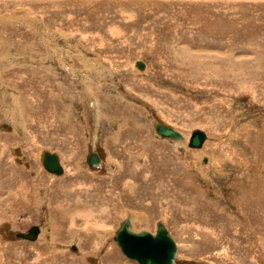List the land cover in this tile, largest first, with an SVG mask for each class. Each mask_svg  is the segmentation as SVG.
Masks as SVG:
<instances>
[{
    "label": "rangeland",
    "instance_id": "obj_1",
    "mask_svg": "<svg viewBox=\"0 0 264 264\" xmlns=\"http://www.w3.org/2000/svg\"><path fill=\"white\" fill-rule=\"evenodd\" d=\"M127 218L173 264H264V0H0V264H137Z\"/></svg>",
    "mask_w": 264,
    "mask_h": 264
},
{
    "label": "water",
    "instance_id": "obj_2",
    "mask_svg": "<svg viewBox=\"0 0 264 264\" xmlns=\"http://www.w3.org/2000/svg\"><path fill=\"white\" fill-rule=\"evenodd\" d=\"M134 67L140 70L143 64L137 61L134 63ZM153 129L159 136L172 140L180 138L178 133L162 126L158 122L154 124ZM204 139L205 135L203 132L192 131L187 140V146L189 148H198ZM41 161L45 170L51 173H59V166L54 154L44 153ZM86 161L93 167L97 163V156L94 153H90ZM154 226L153 235L143 231L135 234L128 230L127 222L121 221L113 233L112 240L123 257L135 261L137 264H173L175 258L173 240L160 222H156ZM36 235V228H30L25 233L16 234V237L31 242L35 240ZM144 243L146 246L143 245ZM139 244H141V248H139Z\"/></svg>",
    "mask_w": 264,
    "mask_h": 264
},
{
    "label": "bare ground",
    "instance_id": "obj_3",
    "mask_svg": "<svg viewBox=\"0 0 264 264\" xmlns=\"http://www.w3.org/2000/svg\"><path fill=\"white\" fill-rule=\"evenodd\" d=\"M76 50V49H75ZM143 63V62H142ZM144 67V68H143ZM143 67H142V69L141 70H138V69H136L137 71H138V73L139 74H142V73H144V72H146V70H147V67H146V65H145V63H143ZM156 123V122H155ZM154 123V124H155ZM162 125V124H161ZM162 126H164V125H162ZM166 127V126H165ZM168 128V127H167ZM169 129H171V128H169ZM171 130H173L174 132H176V133H178L179 135H180V138L178 139V140H172V139H169L168 138V140L170 141V142H172V143H177V144H179V143H181L182 145H184V146H187V141H186V139L183 137V135L179 132V131H177V130H174V129H171ZM196 131H198V130H196ZM203 134L205 135V139H204V141L202 142V144L200 145V147H198V148H189L188 146H187V148H189V149H193V150H197V149H200L203 145H204V143L206 142V140H207V135L203 132ZM160 137H162V136H160ZM162 138H165V137H162ZM180 141H182V142H180ZM45 153H49V152H45ZM91 153H93V152H91ZM44 154V153H43ZM42 154V155H43ZM49 154H51V153H49ZM55 156H56V160H57V163H58V166H59V173H57V174H60L61 173V167H60V164H59V162H60V160H59V157H58V155H56V154H54ZM42 157V156H41ZM215 158H218V156H215L214 155V158L212 157V159H214L215 160ZM202 159L203 158H201L200 159V161H202ZM204 160V159H203ZM222 161V160H221ZM100 163V160H99V158L97 157V163L95 164V166H93V167H97V165ZM90 166V165H89ZM214 168V167H213ZM217 169V168H216ZM47 171V170H46ZM47 172H49V173H51L50 171H47ZM53 174H56V173H53ZM203 177V176H202ZM82 215V214H81ZM84 217V216H83ZM84 219V218H83ZM125 222H127L128 223V230L130 231V232H133V233H138V232H134L133 230H132V220L130 221V219H126V220H124ZM162 224V226L165 228V226L163 225V223H161ZM33 228H36V230H37V235H36V237H35V240L38 238V236L40 235V233L41 232H44L43 230H39L38 229V227H33ZM166 229V228H165ZM167 230V229H166ZM143 232H147V231H143ZM167 232H168V230H167ZM21 234V233H20ZM149 234L150 235H153L152 233H150L149 232ZM169 234V233H168ZM34 240V241H35ZM173 243H174V246H175V254H176V243L173 241ZM142 244V243H141ZM141 244H139V248H141ZM144 246H146L145 245V243L143 244ZM144 254V253H143Z\"/></svg>",
    "mask_w": 264,
    "mask_h": 264
}]
</instances>
